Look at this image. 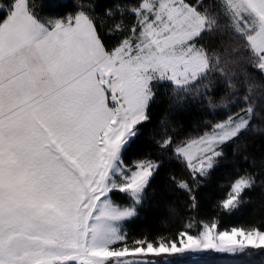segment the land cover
<instances>
[{"label": "snow or ice", "instance_id": "snow-or-ice-1", "mask_svg": "<svg viewBox=\"0 0 264 264\" xmlns=\"http://www.w3.org/2000/svg\"><path fill=\"white\" fill-rule=\"evenodd\" d=\"M0 13V264L264 257L260 226L191 222L203 183L264 132V0H3ZM160 102L156 154L140 153ZM166 160L182 166L167 182L189 222L135 235ZM258 183L264 161L217 208L238 211Z\"/></svg>", "mask_w": 264, "mask_h": 264}, {"label": "trees", "instance_id": "trees-1", "mask_svg": "<svg viewBox=\"0 0 264 264\" xmlns=\"http://www.w3.org/2000/svg\"><path fill=\"white\" fill-rule=\"evenodd\" d=\"M2 2L3 0H0V3ZM37 2H40V0H37ZM43 2L48 3V0H43ZM63 2L71 4L73 0H63ZM104 2L110 3L111 0H104ZM163 111L164 102H160L153 107V123L147 126L145 135L138 141L137 147L140 153L151 152L153 155L156 154L155 145L152 144L151 140L153 133L156 134L157 139L162 135L158 120ZM217 115L222 117L224 113L220 112ZM200 118L201 114L196 111L191 112L185 118L189 131ZM244 140L248 145L247 153L242 151L235 156L230 153L228 161L218 167L200 188V209L191 221L193 232L199 230L202 220L210 219L218 214L223 221L222 226L225 227L231 225H257L264 228V184L258 183L257 187L247 191L245 194L246 202L233 214L226 215L217 208L218 202L228 192L230 183L245 169H258L261 162L264 161V132H249ZM245 154L248 156L247 160L244 159ZM169 173L184 174L180 164L174 160H166L160 176L153 183L154 193L151 195L149 202L141 210L140 217L129 225L133 234L140 235L145 232L151 235L175 234L189 222L188 217L190 214L185 212L182 207L186 201V196L167 182ZM173 208H176L177 212H173ZM158 264H164V259H160ZM176 264H264V257L251 253L239 255L207 253L195 258L194 261H180Z\"/></svg>", "mask_w": 264, "mask_h": 264}]
</instances>
